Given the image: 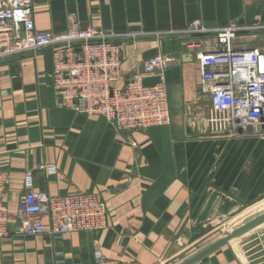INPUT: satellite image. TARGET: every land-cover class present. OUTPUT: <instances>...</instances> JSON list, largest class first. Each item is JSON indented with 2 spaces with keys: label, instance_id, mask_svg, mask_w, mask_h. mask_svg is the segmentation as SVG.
<instances>
[{
  "label": "crops",
  "instance_id": "obj_1",
  "mask_svg": "<svg viewBox=\"0 0 264 264\" xmlns=\"http://www.w3.org/2000/svg\"><path fill=\"white\" fill-rule=\"evenodd\" d=\"M34 3L43 31L66 32L75 15L81 27L130 34L122 40L125 78L149 57L172 58L165 74L171 122L120 131L104 117L58 107L50 52L0 61V172L8 175L4 199L11 216V234L0 236V264H96V245L121 264H180L264 201V124L230 137L209 123L211 101L197 53L216 47L215 34L171 32L194 20L208 27L264 23V0ZM246 34L237 48L264 47V40ZM27 173L33 189L53 195L100 193L107 227L60 238L17 233ZM195 264L244 262L230 242Z\"/></svg>",
  "mask_w": 264,
  "mask_h": 264
},
{
  "label": "built area",
  "instance_id": "obj_2",
  "mask_svg": "<svg viewBox=\"0 0 264 264\" xmlns=\"http://www.w3.org/2000/svg\"><path fill=\"white\" fill-rule=\"evenodd\" d=\"M264 25L230 23L208 27L200 20L171 31L181 36L215 34L216 47L197 53L201 81L210 96L209 123L217 131L236 137L248 128L264 124V47H236L241 33ZM130 34L103 31L94 25L81 27L69 16L63 33L40 30L34 0H0V61L50 52L57 105L89 116L104 117L120 131L142 130L171 122L166 69L173 62L163 54L147 58L142 69L125 78L122 40ZM193 44V43H191ZM160 81L146 85L145 79ZM123 81L122 85L118 83ZM52 173L54 165H49ZM19 199L16 232L55 237L74 231L96 232L107 227L108 207L100 193L53 195L32 188ZM8 175L0 172V236L11 234V216L5 203ZM96 264H121L96 245Z\"/></svg>",
  "mask_w": 264,
  "mask_h": 264
},
{
  "label": "water",
  "instance_id": "obj_3",
  "mask_svg": "<svg viewBox=\"0 0 264 264\" xmlns=\"http://www.w3.org/2000/svg\"><path fill=\"white\" fill-rule=\"evenodd\" d=\"M160 81L159 77L145 79L146 85ZM249 130L252 128H248ZM237 241L243 251L246 264H264V208L236 221L230 232L198 251L180 264H195L231 241Z\"/></svg>",
  "mask_w": 264,
  "mask_h": 264
},
{
  "label": "rangeland",
  "instance_id": "obj_4",
  "mask_svg": "<svg viewBox=\"0 0 264 264\" xmlns=\"http://www.w3.org/2000/svg\"><path fill=\"white\" fill-rule=\"evenodd\" d=\"M255 24L264 25V23H255ZM246 36H251V37H253V38H257V39L264 40V28H263V29L255 30V31L250 32V33H247ZM262 208H264V201H262L261 203L255 205V206H253V207H251V208H249V209L246 210L244 213L238 215L236 218H234V220H233L230 224H228V225L222 227V230H221V231H224L223 234H228V233L230 232L231 226H232L236 221H238V220H240L242 217H244V216H246V215H249V214H251V213H254V212H256V211H258V210H260V209H262ZM231 242H232L234 248L236 249V251H237L239 257L242 259V261L244 262V264H246L245 259H244V257H243V256H244V255H243V251H242V249L240 248V246H239V244L237 243V241H234V240H233V241H231Z\"/></svg>",
  "mask_w": 264,
  "mask_h": 264
}]
</instances>
